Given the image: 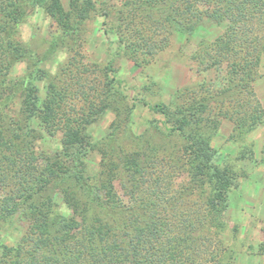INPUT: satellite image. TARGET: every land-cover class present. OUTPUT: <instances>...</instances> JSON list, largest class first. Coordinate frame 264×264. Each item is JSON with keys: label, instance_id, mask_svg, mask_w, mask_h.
I'll list each match as a JSON object with an SVG mask.
<instances>
[{"label": "rangeland", "instance_id": "rangeland-1", "mask_svg": "<svg viewBox=\"0 0 264 264\" xmlns=\"http://www.w3.org/2000/svg\"><path fill=\"white\" fill-rule=\"evenodd\" d=\"M58 2L59 14L33 4L22 8L13 36L25 55L12 63L9 82L0 88L4 131L20 134V146L67 174L55 173L32 203H49L55 211L73 216L71 206L87 202L69 177L82 170L107 200L114 191L128 202L127 195L139 197L155 185L157 197L175 198L177 214L193 208L201 214L206 186L188 169L184 138L151 108L166 104L171 121L188 115L185 131L206 137L217 162L233 172L234 187L218 235L220 248L216 243L223 263L264 264V53L252 67V77L225 84L223 66L204 65L194 53L201 39L209 44L222 31L207 19L185 41L170 29L166 1ZM22 76L40 101L55 86L68 93L66 115L80 113L79 133L75 131L79 135L68 148L61 131H51L38 117L24 118ZM253 102L260 119L241 125ZM61 185L69 187L74 202H64ZM157 202L162 205L164 200ZM37 214L18 212L0 227V241L19 243ZM103 215L96 214L109 219ZM210 225L207 218L201 229Z\"/></svg>", "mask_w": 264, "mask_h": 264}, {"label": "trees", "instance_id": "trees-1", "mask_svg": "<svg viewBox=\"0 0 264 264\" xmlns=\"http://www.w3.org/2000/svg\"><path fill=\"white\" fill-rule=\"evenodd\" d=\"M155 1L168 3L170 29L181 33L185 41L191 40L196 26L206 19L222 27L209 44L201 39L194 53L204 65L223 66L225 84L232 85L234 80L245 82V78L252 77V67L264 53V0ZM28 4L39 5L51 14L60 13L58 0H0V88L9 82L12 63L25 55L24 48L14 39L13 27ZM37 71L45 74L40 68ZM22 81L26 90L22 95L24 118L38 117L51 131H61L67 148L75 143L80 113L66 115L68 93L55 86L40 101L29 80L22 76ZM151 108L162 115L163 122L169 124L166 126L184 138L188 169L206 186L201 214L194 208L177 214L173 210L175 198L157 197L155 185L139 197L127 195L128 202H123L114 191L107 200L96 192L99 186L82 170L69 177L79 184L87 202L71 206L73 216L55 211L49 203H32L31 199L47 188L55 173L63 177L67 174L57 170L48 159L41 163L32 150L19 145L20 134L4 131L0 125V227L12 221L18 212L41 214L35 215L29 234L16 245L0 241V264H225L216 243L220 248L218 235L234 187L233 172L217 162L206 137L185 131L188 115L171 121L169 105L155 104ZM249 108L241 125L260 119L256 103ZM77 159L83 163L81 155ZM61 188L64 202H74L67 193L69 187ZM158 199L164 203L160 205ZM159 207H164L163 211ZM100 211L109 219H98L96 214ZM207 218L211 225L201 229Z\"/></svg>", "mask_w": 264, "mask_h": 264}]
</instances>
